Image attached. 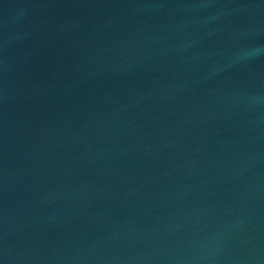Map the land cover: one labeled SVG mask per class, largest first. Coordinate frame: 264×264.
<instances>
[{
    "label": "water",
    "instance_id": "water-1",
    "mask_svg": "<svg viewBox=\"0 0 264 264\" xmlns=\"http://www.w3.org/2000/svg\"><path fill=\"white\" fill-rule=\"evenodd\" d=\"M0 264H264V0H0Z\"/></svg>",
    "mask_w": 264,
    "mask_h": 264
}]
</instances>
